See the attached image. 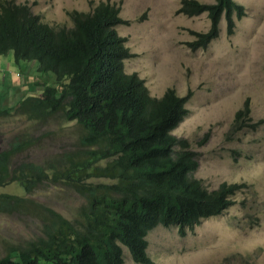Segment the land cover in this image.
<instances>
[{
	"label": "trees",
	"instance_id": "obj_1",
	"mask_svg": "<svg viewBox=\"0 0 264 264\" xmlns=\"http://www.w3.org/2000/svg\"><path fill=\"white\" fill-rule=\"evenodd\" d=\"M89 6L66 11L69 27L53 26L27 3L0 0V56L27 65L16 76L27 77L32 67L41 79L28 85L39 96L26 94L0 117L15 113L38 123L60 118L83 132L78 147L42 163L14 161L34 146L31 137H15L0 151V186L16 183L32 195L50 184L83 201L69 219L43 204L0 195L1 213L36 208L42 224L37 239L14 247L0 264H125L123 247L137 264H154L147 253L152 230L177 226L184 237L234 206V197L248 187L225 181L211 189L192 176L198 153L173 134L188 116L191 92L150 96L143 79L125 72V60L135 54L117 30L129 23L121 6L108 0H90ZM176 12H207L211 20L209 31H191L194 39L186 46L194 51L219 37L223 18L232 35L245 8L236 0H181ZM247 121L248 100L233 128L256 127Z\"/></svg>",
	"mask_w": 264,
	"mask_h": 264
},
{
	"label": "rangeland",
	"instance_id": "obj_2",
	"mask_svg": "<svg viewBox=\"0 0 264 264\" xmlns=\"http://www.w3.org/2000/svg\"><path fill=\"white\" fill-rule=\"evenodd\" d=\"M15 1L27 3L53 26H70L67 10L90 8V0ZM108 1L118 3L122 17L129 21L117 28L135 54L125 60V72L143 79L152 97H160L168 89L179 96L191 92L188 116L173 134L187 140L190 149L198 153L199 167L192 176L211 189L225 181L248 186L234 197V206L203 220L184 237L177 226L152 230L147 236L148 255L154 264H264V0H236L245 13L236 20L232 36L227 34L223 18L219 37L207 48L194 51L186 42L194 39L191 31H209L207 12L177 13L181 0ZM0 63L10 68L6 84L0 75V111L14 108L26 94L40 95L39 90L28 88L41 82L35 69L31 67L27 77H19L16 73L25 71L27 65L15 64L10 54L0 56ZM246 100L251 117L247 123L256 127L236 131L235 115ZM82 134L79 127L60 118L38 123L15 113L0 117V151L15 137L34 140V146L17 155L15 162L42 163L59 157L78 147ZM0 195L43 204L69 219L83 202L68 189L50 184L26 195L11 183L0 186ZM36 213V208L25 207L15 214L0 212V259L41 235ZM123 254L125 264H137L126 247Z\"/></svg>",
	"mask_w": 264,
	"mask_h": 264
},
{
	"label": "crops",
	"instance_id": "obj_3",
	"mask_svg": "<svg viewBox=\"0 0 264 264\" xmlns=\"http://www.w3.org/2000/svg\"><path fill=\"white\" fill-rule=\"evenodd\" d=\"M7 64L10 65L9 63H7ZM4 67H5V66H3L2 63H0V75H2V76H3L4 73H5V72H4ZM5 69H6V67H5ZM7 77H8V75H6V76L4 75L3 78H2V81H3V83H5V84L8 82V81H6V78H7Z\"/></svg>",
	"mask_w": 264,
	"mask_h": 264
},
{
	"label": "clouds",
	"instance_id": "obj_4",
	"mask_svg": "<svg viewBox=\"0 0 264 264\" xmlns=\"http://www.w3.org/2000/svg\"><path fill=\"white\" fill-rule=\"evenodd\" d=\"M8 63H9V62H8ZM9 64H10V63H9ZM8 66H9V65H8ZM7 68H8V70L10 69L9 67H7ZM8 70L6 69L5 72L8 71ZM4 75H5V73H4ZM7 75H8V74H7ZM6 92H7V91H6ZM25 97H26V96H25ZM25 97H24V98H25ZM24 98H23V99H24ZM23 99H22V100H23ZM10 109H11V108H10ZM8 110H9V109H8ZM129 253H130V252H129Z\"/></svg>",
	"mask_w": 264,
	"mask_h": 264
},
{
	"label": "bare ground",
	"instance_id": "obj_5",
	"mask_svg": "<svg viewBox=\"0 0 264 264\" xmlns=\"http://www.w3.org/2000/svg\"><path fill=\"white\" fill-rule=\"evenodd\" d=\"M216 1V0H215ZM235 1V0H234ZM95 5V4H94ZM20 6V5H19ZM234 18V17H233ZM124 20V19H123ZM234 21H235V18H234ZM72 27V26H71ZM232 36V35H231ZM211 43V42H210ZM187 45H189L188 43H187ZM192 47V46H191ZM2 55V54H1ZM125 63V62H124ZM147 89V88H146ZM178 96V95H177Z\"/></svg>",
	"mask_w": 264,
	"mask_h": 264
}]
</instances>
